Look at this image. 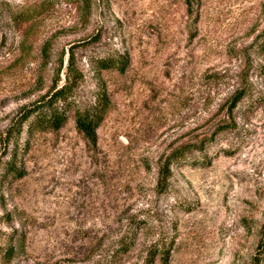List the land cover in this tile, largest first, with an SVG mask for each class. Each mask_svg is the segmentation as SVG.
<instances>
[{"label":"rangeland","instance_id":"obj_1","mask_svg":"<svg viewBox=\"0 0 264 264\" xmlns=\"http://www.w3.org/2000/svg\"><path fill=\"white\" fill-rule=\"evenodd\" d=\"M190 3L0 0V264H252L264 242V0ZM71 49L77 104L102 87L111 101L96 148L72 112L56 132L20 126L64 84ZM122 57L125 73L100 68ZM247 85L253 99L230 115ZM214 133L161 190L166 158Z\"/></svg>","mask_w":264,"mask_h":264},{"label":"trees","instance_id":"obj_2","mask_svg":"<svg viewBox=\"0 0 264 264\" xmlns=\"http://www.w3.org/2000/svg\"><path fill=\"white\" fill-rule=\"evenodd\" d=\"M187 5L191 7L190 0H187ZM262 49H264V41L262 43ZM130 60L127 57H122L117 61H101V69H112L115 68L121 74L125 73L127 67L129 66ZM63 67V65H62ZM65 81L62 86H57L53 91L45 98H43L35 107L28 112L23 118L20 126L27 122L29 119L33 118L29 124V133L41 131L43 129L59 131L67 122L68 113L72 112L74 114V120L77 130L83 135L90 146L94 148L98 144V134L97 131L100 125L104 121L105 115L111 105L108 93L104 87L101 88V93L97 97V101L93 106L81 107L77 104L74 97L75 88L77 87L82 75L80 74L76 66V58L74 50H70V55L67 61ZM253 99L250 87L243 86L241 89L236 90L232 96V100L229 105V114L232 115L234 109L239 103L245 99ZM261 100V99H260ZM254 101V100H253ZM215 133L204 138L198 144H186L181 150H175L171 153L165 160L163 167L161 169V179L158 182V186L161 190H165L168 187V181L172 174V165L178 163L181 159L188 160L194 152L200 153L202 157H205L206 145L214 140ZM12 140V133L7 138V142ZM10 173H15L12 170ZM16 176H22V174H15ZM129 246L126 243L118 244L116 248L117 252H124ZM264 252V242L259 246V251L253 258L252 264H262L261 253ZM162 254L165 260H168L170 254L165 253V250H157L154 254ZM153 258V257H152ZM167 263V261L165 262ZM149 264H153L150 262Z\"/></svg>","mask_w":264,"mask_h":264}]
</instances>
